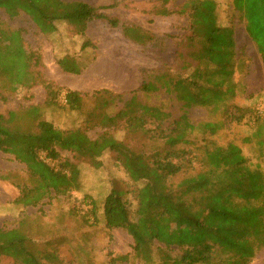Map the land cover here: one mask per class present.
<instances>
[{
  "label": "trees",
  "instance_id": "trees-1",
  "mask_svg": "<svg viewBox=\"0 0 264 264\" xmlns=\"http://www.w3.org/2000/svg\"><path fill=\"white\" fill-rule=\"evenodd\" d=\"M171 1L157 0L148 12L188 17L186 38L179 43L184 50L177 53V66L149 71L143 83L130 93L107 88L94 91L96 110L90 120L106 128L97 137H91L87 127L65 130L42 119L38 105L26 112H0V151L14 156L29 173L28 183H18L21 192L15 203L36 207L53 195L67 196L82 189L81 168L62 152L98 165L100 158L112 151L135 187L130 191L114 186L100 211L102 220L108 229L127 228L136 243L131 253L114 255L110 262L131 263L135 255L142 264H250L257 251L264 248V168L254 166L235 143L204 146L197 154L191 147L197 142L192 134L198 127L216 133L223 126L219 120L194 123L190 116L193 107L220 111L228 120L238 122L255 114L252 107L232 101L244 90L235 80L239 65L244 64L238 55L235 28L220 22L216 0H185L177 8L170 6ZM116 5L117 0L108 6L82 0H0V8L9 16L26 14L50 26L49 31L59 23L72 26L85 38L83 50L96 47L87 38L93 20L121 27L123 35L138 44L154 40L150 30L103 12ZM233 7L264 63V0H233ZM16 33L0 26V75L12 84L42 82V56L36 54L32 59ZM58 63L73 74H81L88 65L73 54L59 58ZM44 84L46 103L56 104L59 89L53 82ZM67 100L71 109L80 110L85 95L70 89ZM176 103L180 104L178 116L171 109ZM112 106L114 113L108 111ZM26 116L35 118V129L25 130L19 124ZM120 130L161 141L162 149H136L117 137ZM194 158L202 162L203 169L174 188L169 181L186 172ZM129 192L135 202L127 196ZM85 207L83 213L94 216V225L98 224L97 202L92 199ZM14 235L0 245V264L4 257L14 264H73L64 263L57 249L37 248L21 230ZM85 235L88 237V233ZM158 243L166 248L176 246L180 252L162 256Z\"/></svg>",
  "mask_w": 264,
  "mask_h": 264
},
{
  "label": "rangeland",
  "instance_id": "rangeland-1",
  "mask_svg": "<svg viewBox=\"0 0 264 264\" xmlns=\"http://www.w3.org/2000/svg\"><path fill=\"white\" fill-rule=\"evenodd\" d=\"M82 1L101 6L115 2ZM216 1L220 22L235 28L238 55L244 61L235 74V80L244 86V90L232 101L240 106L252 107L255 114L247 115L242 122H238L228 120L220 111L210 112L205 107H193L190 116L194 123L219 120L223 122V126L216 133L198 127L192 134V139L197 142L191 147L197 154L202 152L204 146L235 143L242 148L254 166L264 168V63L245 28V22L233 7V0ZM184 2L185 0H172L170 6L177 8ZM156 4L157 0H117L115 7L103 9L109 15L119 16L123 22H134L150 30L155 35L151 42L135 43L123 35L121 27H112L104 20H93L89 24L87 38L96 47L86 50L82 49L85 38L66 23H59L55 30L49 31L50 26H43L26 14L11 17L0 8V26L3 30H16L32 59L34 55L40 54L43 60L40 83H33L31 80L25 84H12L7 77L0 75V112H26L29 107L38 105L41 107V118L52 121L62 129L87 127L93 138L103 133L106 128L96 125L93 119L90 120V114L96 110V101L92 95L94 91L107 88L113 92L130 93L143 83L149 71L176 65L179 49L184 50L179 43L186 38L188 17L149 13ZM67 54L77 55L88 64L81 74L69 73L61 68L58 60ZM45 81L53 82L60 91L54 105L46 103ZM70 89L85 95L82 109H71L68 106L64 96ZM114 108L112 106L108 111L114 113ZM171 109L175 116L181 113L180 104H174ZM19 124L25 130L35 129L36 120L33 116H26L19 120ZM111 131L114 133V129ZM116 135L136 149H145L147 152L162 149L161 141L148 139L140 133L120 130L116 131ZM62 156L70 157L78 163L81 168L82 189L67 196L53 195L36 207H22L15 203L21 192L18 183H28L29 173L26 166L14 156L0 151V245L13 239L15 232L21 230L37 248L57 249L58 256L64 263L114 264L110 259L120 252L133 250L136 238L125 227L108 229L100 211L105 197L114 186L131 191L135 185L112 151H107L98 165L87 159L79 160L70 152H62ZM201 169L202 162L194 158L187 171L173 177L169 183L177 188L184 178ZM127 196L135 202L132 193L129 192ZM92 199L99 208L96 225L94 216L83 213L85 205L91 203ZM158 244L162 256L165 253L176 255L180 252L176 246L166 248L164 244ZM2 263L14 264L7 257L3 258ZM142 263L140 258L133 255L131 263L116 264ZM250 264H264V248L257 251Z\"/></svg>",
  "mask_w": 264,
  "mask_h": 264
},
{
  "label": "crops",
  "instance_id": "crops-1",
  "mask_svg": "<svg viewBox=\"0 0 264 264\" xmlns=\"http://www.w3.org/2000/svg\"><path fill=\"white\" fill-rule=\"evenodd\" d=\"M114 250L116 251L117 249L114 247ZM133 250H127L125 252H120V254H128V253H131ZM117 263H120V262H117ZM116 264V263H114Z\"/></svg>",
  "mask_w": 264,
  "mask_h": 264
},
{
  "label": "built area",
  "instance_id": "built-area-1",
  "mask_svg": "<svg viewBox=\"0 0 264 264\" xmlns=\"http://www.w3.org/2000/svg\"><path fill=\"white\" fill-rule=\"evenodd\" d=\"M64 99H65L66 102L68 101L67 100V95L64 96ZM41 157L44 158V159H47L45 154H42ZM48 160L50 161V159H48Z\"/></svg>",
  "mask_w": 264,
  "mask_h": 264
}]
</instances>
